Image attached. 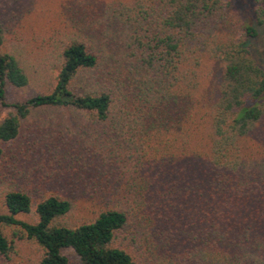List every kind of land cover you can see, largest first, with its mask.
<instances>
[{"label": "trees", "instance_id": "16d2710c", "mask_svg": "<svg viewBox=\"0 0 264 264\" xmlns=\"http://www.w3.org/2000/svg\"><path fill=\"white\" fill-rule=\"evenodd\" d=\"M63 6L71 31L54 80L23 99L9 92L31 85L30 67L0 20V264L21 250L28 264H264L257 25L231 0ZM41 111L96 142L53 193L8 148Z\"/></svg>", "mask_w": 264, "mask_h": 264}, {"label": "rangeland", "instance_id": "374dc122", "mask_svg": "<svg viewBox=\"0 0 264 264\" xmlns=\"http://www.w3.org/2000/svg\"><path fill=\"white\" fill-rule=\"evenodd\" d=\"M65 1L0 0V20L6 34L20 50L32 74L30 86L9 92L11 100L26 98L36 89L47 86L54 80L61 59L63 40L67 39L68 31H71L67 23V12L64 11ZM231 4L243 18L257 25L253 16V0H231ZM257 27L259 35L251 41L250 48L264 67V25ZM7 112V109L3 110V115ZM93 134V130L86 126L82 128L75 124L70 125L59 114L41 111L25 121L19 138L8 148L11 150L10 155H15V162L22 170L27 169L31 162H36L34 164L38 166L37 174H31V181L39 190L53 193L64 183L63 173L68 162L78 155L82 158L85 155L79 146L90 147L96 144ZM57 145L61 147H54ZM80 211L86 210L82 208ZM20 217L28 219L29 215ZM20 254L23 257L16 258L14 262L18 264L19 260H23L28 264L30 259L25 258L31 256L30 253L21 250Z\"/></svg>", "mask_w": 264, "mask_h": 264}]
</instances>
